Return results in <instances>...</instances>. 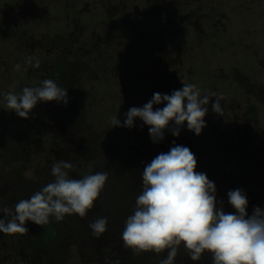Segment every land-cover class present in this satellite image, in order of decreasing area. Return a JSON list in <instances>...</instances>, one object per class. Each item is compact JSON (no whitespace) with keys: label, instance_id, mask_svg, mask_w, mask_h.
<instances>
[{"label":"rangeland","instance_id":"rangeland-1","mask_svg":"<svg viewBox=\"0 0 264 264\" xmlns=\"http://www.w3.org/2000/svg\"><path fill=\"white\" fill-rule=\"evenodd\" d=\"M30 56L40 60L38 69L27 63ZM62 58L82 59L88 68L70 67L69 78H54L49 68ZM44 79L67 89V105L39 102L28 119L7 108L5 93L19 94ZM189 83L202 96L223 95L222 115L212 110L215 97L205 106L199 136L186 122L178 137L165 131L159 143L139 118L131 128L112 127L111 117L123 124L131 107ZM21 133L29 136L20 171L26 186L52 182L59 160L74 165L70 177L82 178L92 159L107 160L112 149L119 175L135 186L145 165L176 144L191 149L196 171L206 173L217 192L221 181L227 191L264 198V0H0V217L18 202L4 169L11 156L3 137ZM222 163L229 176L220 171L213 178ZM102 172L108 180L99 197L108 198L117 191L114 171L105 162ZM258 179L263 191L254 189ZM222 199L228 201L227 193ZM74 217L81 219L76 230ZM94 221L90 210L83 218L66 214L59 222L63 234L52 244L37 242L29 231L0 233V264H126L131 249L114 232L108 239V232L94 236ZM183 252L182 264H211L208 252L195 262Z\"/></svg>","mask_w":264,"mask_h":264},{"label":"clouds","instance_id":"clouds-1","mask_svg":"<svg viewBox=\"0 0 264 264\" xmlns=\"http://www.w3.org/2000/svg\"><path fill=\"white\" fill-rule=\"evenodd\" d=\"M27 63L37 69L40 67V60L31 56ZM15 67L19 70L20 65ZM211 97L216 98L212 110L222 115V94L210 91L201 96L197 85L189 83L171 95L154 93L142 107H131L125 113L123 124L117 116L111 117L112 127L131 128L139 118L149 127L152 142L159 143L165 131L178 137L186 122L187 129L199 136L206 127L204 118L208 107L205 106ZM4 100L8 109L28 119L39 102L67 105L68 92L52 79H44L39 86H26L19 94L5 93ZM160 104L164 106L154 109V105ZM197 164L189 147L173 144L168 152L157 154L145 165L141 173L142 191L122 232L124 247L135 254L154 252L159 255L167 250L166 258L159 264H174L181 247L194 262L208 252L212 264H264V209L257 206L249 216L247 195L237 188L227 193L228 203L235 212L226 213L223 202L217 200L215 183L206 173L196 171ZM73 168L70 161L53 163L52 182L30 198L19 200L14 208L3 209L0 233H28L25 226L28 221L43 226L50 218L63 221L66 214L85 217L102 192L108 173L95 172L77 179L69 175ZM107 223L106 217L98 218L89 228L99 237L106 232Z\"/></svg>","mask_w":264,"mask_h":264},{"label":"trees","instance_id":"trees-1","mask_svg":"<svg viewBox=\"0 0 264 264\" xmlns=\"http://www.w3.org/2000/svg\"><path fill=\"white\" fill-rule=\"evenodd\" d=\"M70 67H72L74 70L77 71L86 70L88 68V63L82 59L77 61H70L66 58H62L58 62H55L50 66L49 73L54 78H58L61 75H64L67 78H69ZM243 78L244 77H242L241 79ZM3 140L6 143V147L11 156L4 163V169L6 171V175L8 178L11 191L16 197L17 201L21 199L30 198V193L33 192L35 193L36 191L40 190L43 186L47 184V182L44 180H38L34 184L32 183L29 186H26V182L24 181L23 177L20 175V171L24 167L25 144L29 141V136L27 133H21L17 135L7 134L3 137ZM113 154L114 152L112 149L109 151V153H107L108 155L107 160H104L100 156L97 157L96 159H92L89 162V164H91L92 167L89 168L88 165L87 167H85L82 173V176H84L85 174H94L95 172H102V168L105 162L108 163V168L114 171L113 178L116 184L117 191L115 193L110 194L108 198L98 197V199L94 202L93 208L90 209L91 215H93V218L95 220L103 217L107 218L108 223H107L106 232H108L109 235L107 236L106 239L110 238V236L113 235V232L115 233L116 237L122 236L126 219L129 215L133 214L135 209L136 197L142 191L141 176H139L140 179L139 182H137V185L130 186L129 184H125L126 179L122 175H119V169L115 165L114 160L111 159L112 158L111 156ZM226 168H227L226 164L222 163L221 168L217 169V171H214L211 176L213 178L216 177L218 175V172L220 171H222L221 176L228 175L229 171L226 170ZM229 180L232 181L231 179ZM259 180L260 179H258V184H257L258 186H255L254 189H259L263 191L264 188L262 189V185L261 186L259 185ZM226 181L229 182L228 179ZM235 182H239V181L235 180L234 183L232 184L234 185ZM218 184L220 186V190L216 193L217 200L218 202L219 201L223 202L222 205L223 210L226 213H229L231 212V208H229L231 205L228 203L227 200L224 202L222 199V195L229 192L226 190L225 187V184L227 186V183L218 181ZM247 199H248L247 212L249 216L252 214L253 209L257 206L264 209V198L262 196L260 198L256 197V199H254V197L252 196L249 197V195H247ZM217 206L219 207L220 204L218 203ZM78 218L79 217H74L72 221L74 230H76L81 226L79 221L81 219ZM25 226L28 228V231L30 232L31 236L41 244H52L55 241L59 240V238L63 234L62 225L59 222H56L54 218H50V222L43 226L36 225L31 221L26 222ZM182 248L183 247L179 249V252L181 253H178L177 257L174 260V264L183 263V261H180V256L182 255V253H184L183 252L184 250ZM207 254H209L210 257L207 256L206 253L204 257L212 260L211 254L210 253ZM129 255H130L129 258L131 259L127 257L129 260L125 261L126 264H159V261L161 259L166 258L167 250L159 255H157L154 252H144L141 254H135L131 250ZM200 260L203 261L204 260L203 257ZM210 263L212 264V261Z\"/></svg>","mask_w":264,"mask_h":264}]
</instances>
